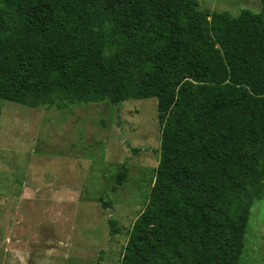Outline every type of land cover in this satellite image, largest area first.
<instances>
[{"label":"trees","instance_id":"16d2710c","mask_svg":"<svg viewBox=\"0 0 264 264\" xmlns=\"http://www.w3.org/2000/svg\"><path fill=\"white\" fill-rule=\"evenodd\" d=\"M152 98L160 162L121 264H239L264 198V13L0 0V99L65 109Z\"/></svg>","mask_w":264,"mask_h":264},{"label":"rangeland","instance_id":"374dc122","mask_svg":"<svg viewBox=\"0 0 264 264\" xmlns=\"http://www.w3.org/2000/svg\"><path fill=\"white\" fill-rule=\"evenodd\" d=\"M197 1L211 14L264 13V0ZM161 143L156 98L65 109L0 99V264H121ZM239 264H264V198Z\"/></svg>","mask_w":264,"mask_h":264}]
</instances>
